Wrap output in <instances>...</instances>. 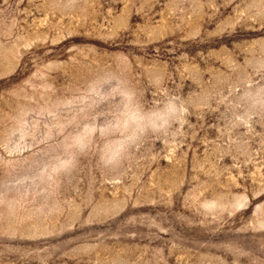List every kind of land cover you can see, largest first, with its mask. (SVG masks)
Returning a JSON list of instances; mask_svg holds the SVG:
<instances>
[{
  "label": "rangeland",
  "instance_id": "374dc122",
  "mask_svg": "<svg viewBox=\"0 0 264 264\" xmlns=\"http://www.w3.org/2000/svg\"><path fill=\"white\" fill-rule=\"evenodd\" d=\"M0 264H264V0H0Z\"/></svg>",
  "mask_w": 264,
  "mask_h": 264
}]
</instances>
